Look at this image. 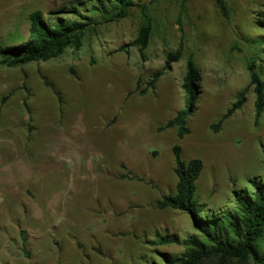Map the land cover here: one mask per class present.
Listing matches in <instances>:
<instances>
[{"label":"rangeland","instance_id":"374dc122","mask_svg":"<svg viewBox=\"0 0 264 264\" xmlns=\"http://www.w3.org/2000/svg\"><path fill=\"white\" fill-rule=\"evenodd\" d=\"M82 1L0 0V47L29 40L35 10L51 22L54 13L89 17ZM131 1L120 22L95 18L80 51L41 68L0 60V264H163L161 253H182L153 244L194 232L189 214L158 207L176 193V146L184 162H203L196 200L210 216L264 179V114L256 124L249 71L264 79V0H225L229 17L216 0ZM143 7L152 23L145 59L133 45ZM180 45L182 59L166 69ZM190 59L201 93L181 137L169 124L189 111Z\"/></svg>","mask_w":264,"mask_h":264},{"label":"trees","instance_id":"16d2710c","mask_svg":"<svg viewBox=\"0 0 264 264\" xmlns=\"http://www.w3.org/2000/svg\"><path fill=\"white\" fill-rule=\"evenodd\" d=\"M216 2L221 13L229 17L230 11L225 0H216ZM81 5H86V12L90 14L89 17L81 20L72 21L63 16L54 17V13L50 14L53 18L51 22L45 18L41 10L30 13L29 40L13 47H0L1 65L7 68L22 67L58 59L69 49L80 51L88 34L94 32L98 26L96 24H99L95 18H100L107 24L120 22L129 16L133 3L131 0H84ZM72 10L70 13L81 16L75 7H72ZM146 10V7L142 8L143 22L133 42V45L139 49L142 59H145V51L149 47L152 35V23ZM182 56L183 46L180 45L177 51L167 54L165 68L170 69L174 63L182 59ZM249 71L256 97V124H259L264 114V79L256 71L255 66L250 65ZM160 76L161 72L152 80L150 87H154ZM201 78L200 69L190 59L183 81V89L190 96L189 111L180 114L169 124L171 127L179 126L181 137L189 131L185 127V119L196 109L195 104L201 93L199 86ZM45 82L49 85L46 79ZM245 102L244 93L223 121L241 109ZM217 127L220 128V125ZM262 152L264 154V147ZM174 154L175 173L178 178L176 193L165 196L158 203V207L161 210L170 208L189 214L193 220L194 232L187 234L182 241L178 235L158 237L153 244L180 245L183 248L182 253L176 256L161 253L163 264H264V179L254 178L250 180L251 187L235 189L233 191L235 206L232 211L210 216L206 210L207 205L196 200V181L204 169L203 162L197 158L184 162L179 146L174 148Z\"/></svg>","mask_w":264,"mask_h":264},{"label":"crops","instance_id":"0c3cea01","mask_svg":"<svg viewBox=\"0 0 264 264\" xmlns=\"http://www.w3.org/2000/svg\"><path fill=\"white\" fill-rule=\"evenodd\" d=\"M52 61H53V60H52ZM49 62H51V61H49ZM49 62L32 63V64H28V65H30V66H36V67L41 68V67H43V66L40 65V64H46V63H49ZM28 65H25V66H28ZM17 86H18V85H17Z\"/></svg>","mask_w":264,"mask_h":264}]
</instances>
